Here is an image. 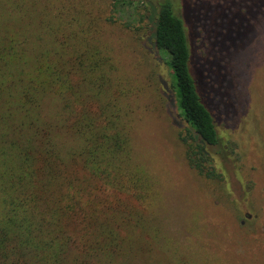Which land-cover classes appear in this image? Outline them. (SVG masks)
Here are the masks:
<instances>
[{
    "label": "trees",
    "instance_id": "16d2710c",
    "mask_svg": "<svg viewBox=\"0 0 264 264\" xmlns=\"http://www.w3.org/2000/svg\"><path fill=\"white\" fill-rule=\"evenodd\" d=\"M218 1L193 0L187 10L182 0L179 12L204 31L196 7ZM246 2L244 12L254 0ZM28 4L40 2L0 0V264H117L134 251L131 230L145 228L155 189L133 159L113 63L65 2L52 12L45 0L33 17L23 13ZM180 13L174 0H112L107 20L142 37L152 31L188 125L186 159L198 174L222 179L237 145L224 140L203 100ZM258 15L253 29L264 28V4ZM52 101L59 109L48 108ZM70 137L79 143L64 151Z\"/></svg>",
    "mask_w": 264,
    "mask_h": 264
},
{
    "label": "rangeland",
    "instance_id": "374dc122",
    "mask_svg": "<svg viewBox=\"0 0 264 264\" xmlns=\"http://www.w3.org/2000/svg\"><path fill=\"white\" fill-rule=\"evenodd\" d=\"M44 1L35 8L28 4L23 13L33 17ZM174 1L180 13L182 0ZM185 1L193 10V0ZM240 1L196 7L204 31L180 13L203 100L224 140L237 145L225 176L210 179L186 159L182 134L188 125L179 115L165 54L149 38L152 31L142 37L109 22L112 0H50L52 12L65 2L68 14H79L81 28L94 32V42L112 61V91L120 97L133 159L155 189L145 228L131 230L134 251L117 264H264V28L251 26L264 0H254L247 12L241 8L248 0ZM78 143L64 138L61 146L65 151Z\"/></svg>",
    "mask_w": 264,
    "mask_h": 264
}]
</instances>
